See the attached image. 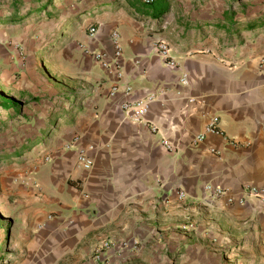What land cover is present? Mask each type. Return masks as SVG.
Returning <instances> with one entry per match:
<instances>
[{"label": "crops", "instance_id": "obj_1", "mask_svg": "<svg viewBox=\"0 0 264 264\" xmlns=\"http://www.w3.org/2000/svg\"><path fill=\"white\" fill-rule=\"evenodd\" d=\"M163 1L167 10L159 13L135 0H97L67 47L70 71L81 74L83 88L64 97L58 117L64 135L37 170L52 196L45 200L53 203L50 211L38 207L36 256L44 264H221L235 257L264 264L262 205L255 198L239 203L246 185L264 186V23L240 32L245 27L233 29L230 18L178 20ZM114 30L122 59L104 67L94 53L113 59ZM160 40L169 43L177 66L157 52ZM150 96L142 121L121 108L122 100ZM213 116L222 134L192 146ZM230 139L240 143L231 146ZM213 147L224 152L217 156ZM79 149L93 159L88 170L77 163ZM208 183L236 200L207 202ZM134 240L136 249L101 248Z\"/></svg>", "mask_w": 264, "mask_h": 264}, {"label": "rangeland", "instance_id": "obj_2", "mask_svg": "<svg viewBox=\"0 0 264 264\" xmlns=\"http://www.w3.org/2000/svg\"><path fill=\"white\" fill-rule=\"evenodd\" d=\"M168 1L169 16L178 20L215 24L230 18L233 29L240 23L245 27L240 32L264 23V0ZM96 3L0 0V264H44L36 256L42 243L38 207L50 211L53 203L46 201L52 196L37 170L50 162L64 135L58 118L64 97L82 91L81 74L70 71L67 47ZM9 101L22 104L13 118L11 106L4 107ZM221 264L243 263L235 257Z\"/></svg>", "mask_w": 264, "mask_h": 264}, {"label": "built area", "instance_id": "obj_3", "mask_svg": "<svg viewBox=\"0 0 264 264\" xmlns=\"http://www.w3.org/2000/svg\"><path fill=\"white\" fill-rule=\"evenodd\" d=\"M145 3H151L153 0H143ZM90 35H94L97 32V27L92 26L89 30ZM111 42L112 46L114 48V57L113 59H108L106 57V54L104 52H97L94 53L96 60L98 63H100L104 67H111L112 65H117L122 59V47H121V37L117 30H114L111 33ZM157 52L161 55L162 59L167 63L169 67L177 66L178 63L171 57L170 55V45L166 41L160 40L157 41L154 44ZM262 66H264V56L261 58ZM182 83L187 82V76L183 75L181 79ZM118 89H114V92H117ZM130 87L126 86L124 89L125 95H130ZM153 99L152 96L146 97L144 99H137L135 101H129V100H122L121 101V108L122 110L127 113L128 115L132 116L137 121L144 120V116L148 110V104ZM151 132L156 133L158 131V128L155 125H149ZM208 134L211 135H220L222 134V131L219 127V118L218 116H213L205 130L196 136L193 137L192 140V146L197 147L199 144L203 143L206 139V136ZM239 140L237 139H230L229 144L231 146L236 147L239 144ZM160 144L169 152L174 151L173 143L170 142L167 138L162 137L160 140ZM210 152L213 154L220 156L224 152L223 149L218 148H211ZM77 163H79L84 169L88 170L93 166V159L88 155V153L85 150L79 149L77 154ZM228 195L229 200L235 201V197L231 196L229 194V190L226 188H222L221 186L213 185L211 183H208L204 186V198L207 202H212L214 200L219 199L221 196ZM179 197L184 198L185 192L179 191ZM248 198H255L260 201L262 205V209L264 210V186H256V185H246L244 188V196L239 200L240 204H244L245 201ZM115 248V249H130L134 248L136 249L138 247V241L134 240L132 243L130 242H123V243H117L114 241H107L103 245H101V248ZM96 259L99 260V254L96 255Z\"/></svg>", "mask_w": 264, "mask_h": 264}, {"label": "trees", "instance_id": "obj_4", "mask_svg": "<svg viewBox=\"0 0 264 264\" xmlns=\"http://www.w3.org/2000/svg\"><path fill=\"white\" fill-rule=\"evenodd\" d=\"M136 2L142 4V5H146L148 6L149 9L151 10H156L159 13H163L167 10V4L164 3L163 0H153L151 3H145L143 0H135ZM9 21H11V19H9ZM251 28H255V26L251 27ZM10 107V117L13 118L15 115L19 114L21 108H22V104L20 102H15V101H9L8 103L5 104L4 107Z\"/></svg>", "mask_w": 264, "mask_h": 264}]
</instances>
